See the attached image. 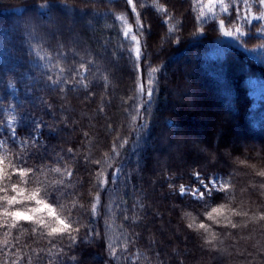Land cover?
I'll list each match as a JSON object with an SVG mask.
<instances>
[{
    "label": "trees",
    "instance_id": "1",
    "mask_svg": "<svg viewBox=\"0 0 264 264\" xmlns=\"http://www.w3.org/2000/svg\"><path fill=\"white\" fill-rule=\"evenodd\" d=\"M41 2L44 0H0V66L23 73L32 67L26 55L28 33L33 29L55 31L51 25L67 22L69 12L62 7V0H51L50 9H41ZM67 2L77 7L76 24L92 14L80 10L84 8L83 0ZM102 2L107 4L109 0ZM140 2L148 5L139 9L145 13L142 22L147 32L141 37L147 45L142 49L141 71L133 72L131 62L125 57L117 68L111 69L113 79L103 99L100 89L94 103L76 97L70 99L69 107L76 123L68 127V133L75 128L68 146L75 144L80 154L77 178L91 180L92 184L96 172L110 178L103 202L109 204L111 196L112 211L97 227L102 232L107 227L108 239L117 247L123 246L125 235L136 240L130 245L132 253L139 251L148 257L138 264H219L218 259L201 251L198 233H192V238L185 234L191 231L187 230V223L196 212L192 208L184 209L191 215L181 221L182 206L175 204V194L168 185L174 180L177 184L197 187V172L201 178L210 179L219 178L224 170L236 169H241L236 175L242 183L247 179L243 165L258 163L259 158L264 157V62L260 61L258 53L245 51L238 43L224 37L212 13L205 9V15L198 16V0ZM111 4L120 8L110 10L119 12L125 0H111ZM156 4L168 7L169 16L157 11ZM130 11L129 8L123 14L135 30V17L129 15ZM215 12L218 16L219 9ZM98 19L101 20L98 32L105 23L108 26L103 35L85 32L83 38L92 47L111 38L115 46L120 22ZM113 24L115 29H112ZM149 26L150 32L147 31ZM120 39H123L122 34ZM246 47L252 48L255 44ZM153 67L160 70L154 74V83L149 88L148 73ZM139 76L147 89L142 97L136 92ZM101 106H104L103 111ZM211 107L228 121L222 137L224 148L235 136L234 129L244 131L247 144L233 152V161L239 163L226 161L219 155L226 150L218 153L212 149L217 143L213 123L200 137L191 135L194 124L190 117L195 120L199 115H210ZM25 109L29 119L53 121L52 116L28 103ZM29 130L30 126L25 125V133ZM44 132L42 143L50 149L60 143L59 137L49 136L47 129ZM85 132L87 138H84ZM191 138L192 145L188 141ZM184 144H189V151ZM209 152L219 155L214 163L207 160ZM177 203L196 202L180 198ZM123 215L130 219L125 221ZM136 233L140 235L137 237ZM106 243L98 240L84 246L78 250V258L87 264H107Z\"/></svg>",
    "mask_w": 264,
    "mask_h": 264
},
{
    "label": "snow or ice",
    "instance_id": "2",
    "mask_svg": "<svg viewBox=\"0 0 264 264\" xmlns=\"http://www.w3.org/2000/svg\"><path fill=\"white\" fill-rule=\"evenodd\" d=\"M83 4L80 10L92 14L81 24L74 22L77 7L62 0V7L69 12L65 24L51 25L55 29L51 32L33 29L28 33L26 55L32 67L21 73L19 69L0 66V264H87L78 258V250L98 240L107 241V264L148 260L142 252L132 253L130 245L136 240L125 235L123 246L117 247L108 239L107 227L103 232L98 229L100 220L112 211L111 196L109 204L103 202L111 180L100 172L95 173L94 184L78 179L80 154L75 144L68 146L69 136L75 132L73 127L68 133V127L76 123L70 99L94 103L98 89L102 90L103 99L113 79L111 69L117 68L125 57L133 72L141 71L142 49L147 47L141 37L147 32L142 22L145 13L139 9L148 5L140 0H125L123 10L115 12L110 8L120 7L111 4V0L107 4L102 0H83ZM39 7L50 9L51 0H44ZM155 7L169 16L168 7ZM129 8V15L135 17V30L123 14ZM197 8L198 16L205 15L206 9L218 19L224 37L245 51L258 53L264 62V0H207L206 4L205 0H198ZM98 17L105 22H120L115 46L111 38L96 47L83 38L85 32L103 35L108 26L105 23L98 32ZM147 31H151V26ZM252 43L255 47H246ZM159 70L153 67L148 73L149 88ZM136 84V92L142 97L147 89L141 76ZM25 103L52 116V123L42 118L29 119ZM100 109L103 111L104 106ZM25 125L30 126L26 133ZM45 129L49 136L60 138V143L51 149L42 143ZM83 135L87 138L86 132ZM206 155L208 162L214 163L219 155L233 161L234 153L226 150L223 154ZM240 170H224L219 178L210 179L201 178L197 172L199 186L189 187L172 180L168 187L175 194V204L182 206L181 221L191 215L184 209L196 212L187 223V230L191 231L185 234L189 238L192 233L199 234L202 252L218 259L219 264H264V157L258 163L243 165L247 176L243 183L236 175ZM180 198L196 203L182 205L177 203ZM122 218L130 219L127 215Z\"/></svg>",
    "mask_w": 264,
    "mask_h": 264
},
{
    "label": "rangeland",
    "instance_id": "3",
    "mask_svg": "<svg viewBox=\"0 0 264 264\" xmlns=\"http://www.w3.org/2000/svg\"><path fill=\"white\" fill-rule=\"evenodd\" d=\"M89 37H91V35H89ZM209 112H210L209 113L210 115H203V116L199 115L197 116V119L195 120L192 118V116L190 117L192 120L191 121L192 125L194 124V126H192V129L190 130L191 135L200 137L202 134H205V130L206 128H208V125L213 123L214 140L217 141L216 145H213V148H212L213 150H216L218 153H221L222 150L224 151V150L230 149L232 152H235V150H237L239 146L243 144H247L246 138L243 137L245 136L244 131L241 133L240 131L238 132L236 129H234L235 131L233 132L235 136L230 138L229 145L227 146V148H224L222 137L224 133H226L224 126L228 123V121L220 118L219 113L216 110L212 109V107L211 109H209ZM241 134H244V135H241ZM188 141H189V144L192 145L190 143L192 141V138L189 139ZM252 142L254 143V141ZM189 144H184V146H186L185 149L188 150Z\"/></svg>",
    "mask_w": 264,
    "mask_h": 264
}]
</instances>
